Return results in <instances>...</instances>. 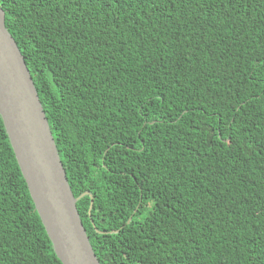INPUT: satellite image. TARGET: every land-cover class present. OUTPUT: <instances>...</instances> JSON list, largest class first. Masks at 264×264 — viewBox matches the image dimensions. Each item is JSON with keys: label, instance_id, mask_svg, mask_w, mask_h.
Here are the masks:
<instances>
[{"label": "trees", "instance_id": "1", "mask_svg": "<svg viewBox=\"0 0 264 264\" xmlns=\"http://www.w3.org/2000/svg\"><path fill=\"white\" fill-rule=\"evenodd\" d=\"M0 8L99 264H264V0ZM0 264H61L1 117Z\"/></svg>", "mask_w": 264, "mask_h": 264}, {"label": "water", "instance_id": "2", "mask_svg": "<svg viewBox=\"0 0 264 264\" xmlns=\"http://www.w3.org/2000/svg\"><path fill=\"white\" fill-rule=\"evenodd\" d=\"M0 117L34 209L61 264H99L44 112L0 8ZM83 194H81L82 196Z\"/></svg>", "mask_w": 264, "mask_h": 264}, {"label": "bare ground", "instance_id": "3", "mask_svg": "<svg viewBox=\"0 0 264 264\" xmlns=\"http://www.w3.org/2000/svg\"><path fill=\"white\" fill-rule=\"evenodd\" d=\"M244 7V6H243Z\"/></svg>", "mask_w": 264, "mask_h": 264}]
</instances>
